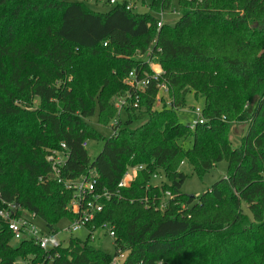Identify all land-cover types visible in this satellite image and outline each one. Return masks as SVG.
<instances>
[{"label": "trees", "instance_id": "16d2710c", "mask_svg": "<svg viewBox=\"0 0 264 264\" xmlns=\"http://www.w3.org/2000/svg\"><path fill=\"white\" fill-rule=\"evenodd\" d=\"M148 2L137 14L128 0L106 13L87 0H0V211L20 204L50 233L73 221V192L49 179L46 159L66 144L63 178L94 170L101 191L115 192L129 167L144 169L122 199L104 201L85 241L71 236L52 252L54 264H110L113 257L92 245L105 223L126 264H264V0H178L180 19L160 30L154 14L175 2ZM151 48L174 107L153 110V83L140 108L119 117L117 134L103 138L91 120L98 111L99 124L110 126L128 90L124 79L152 73ZM190 96L204 99L207 123L195 130L178 116ZM240 122L246 129L235 147ZM93 140L105 145L92 160L83 144ZM185 160L200 177L224 161L228 172L202 196L186 195ZM153 174L168 182L152 185ZM167 191L175 199L155 209ZM15 242L0 219V264L29 256L49 264L33 241Z\"/></svg>", "mask_w": 264, "mask_h": 264}, {"label": "built area", "instance_id": "2783aa9c", "mask_svg": "<svg viewBox=\"0 0 264 264\" xmlns=\"http://www.w3.org/2000/svg\"><path fill=\"white\" fill-rule=\"evenodd\" d=\"M156 1L157 0H154V2ZM163 1L175 2L178 0ZM110 4L113 6L116 5L117 0H110ZM150 8L151 5L149 2L147 4L146 0H139L134 2V4L129 2L127 5L128 11L140 9L149 11ZM167 13H170L172 16L180 15V13L176 10L161 9L158 11L157 28L159 30L166 24H169L165 21ZM158 50L159 52L161 51V49ZM153 53L154 50L151 48L149 51L150 57L146 60V63H149L151 68V74L144 73V75L140 77L136 71H132L124 79V84L128 87V90L124 95L117 98L115 106L117 108L118 116L109 126L112 129V135L110 137L116 135L118 132V125L120 123L119 117L122 116L126 110L139 109L142 101L141 92L145 93L146 89L153 83L156 84L158 89L153 110L162 109L163 107H174V100L170 97V85L164 77L166 73L162 66L156 61L157 57H154ZM193 113L197 116V120L188 124V127L191 130H195L198 125H204L207 123L201 108H196L193 110ZM88 145L89 141L85 142L83 147L87 149ZM69 158V148L66 144H62L61 149L59 150L50 151L46 157L47 162L50 164V173L48 175L49 179L56 180L58 183L62 184L67 191L73 192V199L68 205V208L75 218L67 227L61 230L53 231L52 233L45 232L35 224L37 216L34 213L26 211L22 205L17 203H8L0 211V219L8 225L9 230L14 236V240L16 242H20L24 239L33 241L46 253V255H48L47 261L49 264H54L55 262L52 252L56 251L64 244L59 238L61 232L73 235L82 229H86L90 234L88 226L92 224L96 220V217L103 211L104 201H111L113 198H117L118 200L122 199L120 190L130 187L139 172L144 169L143 166L129 167L122 180L119 182L118 189L115 192L108 190L101 191L97 188V174L94 170H90L88 174L82 175L77 179L68 180L63 178V169L67 165ZM152 178V181H156V179L159 180L161 178L164 180V177L159 174H153ZM174 199L175 196L173 193L171 191H167L162 200L157 202L154 200L153 207L157 210H165ZM149 206L151 207L152 205L149 204L148 207ZM101 229H110V235L113 238L115 237L114 229L109 223H105ZM92 239H94L93 234ZM127 257L128 253L123 251L121 248H118L110 264H126Z\"/></svg>", "mask_w": 264, "mask_h": 264}, {"label": "rangeland", "instance_id": "374dc122", "mask_svg": "<svg viewBox=\"0 0 264 264\" xmlns=\"http://www.w3.org/2000/svg\"><path fill=\"white\" fill-rule=\"evenodd\" d=\"M124 0H118V2H122ZM130 3L134 4V2L139 0H128ZM87 6L92 9L93 11L100 12V13H106L109 12L112 8L115 6L109 4L108 2L98 1V0H87ZM174 10H177L178 4L177 2L174 3ZM137 14H144L148 11L145 9L135 10ZM154 16H158L157 14H154ZM180 19L179 16H172L170 13H167L165 17V21L168 22L170 25H174L178 20ZM196 108H201L203 110L204 108V99H195L193 96L189 97L188 105L185 109H181L178 111L179 119L182 123L188 125L193 123V121L197 120V116L193 113V110ZM91 125L93 128H95L102 136L103 138H109L112 135V129L110 127L103 126L99 124V112L96 111L93 119L91 120ZM246 125L244 123H236V127H233L232 132V141L235 147H239L241 144V136L245 132ZM105 145V141H89L88 145V153L90 158L93 160L95 159L103 150ZM186 149H189L192 147V140L191 142L184 144ZM181 172H183L185 175H187V181L184 184L182 188V193L190 196L199 197L202 196L204 193L209 191L212 186L224 178L227 175L228 172V164L224 161L219 163L210 173L204 175L203 177H200L197 175L191 163L188 160H185L182 167ZM163 178L152 181V185H158L159 183L162 184L163 182H168L166 177L164 180ZM162 181V182H160ZM246 212L248 210L246 209ZM35 224L43 231L48 232L49 229L46 225V223L37 218L35 220ZM69 225L68 221L61 222L57 230H61ZM89 231L86 229H82L81 231H78L74 233L73 235H68V233H62L59 235L60 240L64 243V245L68 244V241L70 237L72 236L75 239L85 241L88 238ZM94 239L92 240V245L96 248H99L103 251H105L110 256L114 257L116 253V247H115V240L110 235V229H100L97 230L95 233H93ZM15 245L18 244V242L14 243ZM35 259L33 256H29L27 260L20 261L18 260L16 264H32V260Z\"/></svg>", "mask_w": 264, "mask_h": 264}]
</instances>
